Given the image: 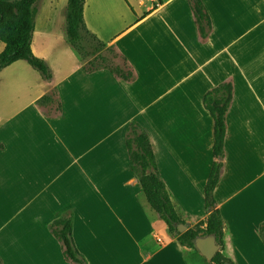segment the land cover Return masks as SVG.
I'll return each mask as SVG.
<instances>
[{
	"label": "crops",
	"instance_id": "0c3cea01",
	"mask_svg": "<svg viewBox=\"0 0 264 264\" xmlns=\"http://www.w3.org/2000/svg\"><path fill=\"white\" fill-rule=\"evenodd\" d=\"M202 1L213 24L207 42L199 37L188 0H159L158 5L151 0H86L85 30L100 37V32L109 33L99 40L128 60L138 73L137 81L124 82L107 70L86 73L72 48L68 53L78 65L58 83L53 76L43 79L46 90L58 89L65 102L70 99L80 130L91 134L96 113H104L106 144L100 157L105 159V180L96 185L90 178L87 200H75L81 197L78 193L70 205L75 212L74 239L88 264H158L160 257L165 261L171 254L165 250L169 245L176 253L173 264H189L187 248L146 209L141 185L129 168L126 131L138 122L148 132L161 178L192 228L208 217L204 190L214 161V122L203 99L228 81L233 83L234 99L227 116L224 174L215 190L224 219L222 253L235 264H264L258 233L264 222V0ZM60 2L67 12L68 0L42 4L50 29ZM60 21L67 35L66 13ZM35 44L34 35L32 50L46 60ZM32 104L29 121L46 127L73 122L67 115L47 119ZM14 129L10 135L19 130ZM9 142L0 148V156L10 151ZM92 150L96 152V142L78 151L79 170L80 160L86 161ZM96 157L97 153L94 162ZM27 166L38 168L32 162ZM58 199H45V208L30 216L36 219L38 213L49 225L67 210ZM23 234L0 236L4 264H69L49 231ZM160 236L162 244L156 240ZM31 238L39 243H27Z\"/></svg>",
	"mask_w": 264,
	"mask_h": 264
},
{
	"label": "rangeland",
	"instance_id": "374dc122",
	"mask_svg": "<svg viewBox=\"0 0 264 264\" xmlns=\"http://www.w3.org/2000/svg\"><path fill=\"white\" fill-rule=\"evenodd\" d=\"M42 4H44V0H38L36 5L38 12L35 19L37 24L34 33L35 48L45 55V61L50 68L54 81L58 83L78 65L77 58L72 57L68 53V49L72 48L78 57L80 53L68 41L64 24H60L62 15L66 13L65 6H61L63 3L60 2L57 7L58 13L52 29L48 28L45 22L49 17H47L48 12L45 11ZM93 34L98 40L107 39L110 35L109 33L100 32L101 38L98 34ZM84 36L89 40V36L86 33ZM101 45V55L106 59L108 65L111 67L124 65L123 59L116 50ZM3 50L4 44L0 42V53ZM79 58L80 64L86 68L103 65L101 61L92 65L90 62L94 61H90L84 55H80ZM46 89V83H43L41 74L27 62L21 61L13 64L3 69L0 73L1 150L5 148L3 144L10 141L8 143L10 151L6 155L0 156L1 238L9 234H22L24 236L25 234L23 233L48 232V225L45 223L46 218L44 216L41 218V215L37 213V218L34 219L30 216L31 211L40 212L42 208H45V199L50 196L54 197V195L59 197V203H63L60 206L61 209L66 208V211H74L73 206H70L71 202H73L71 199L76 198L79 193L80 199L76 198L75 200L84 203L87 200L89 184L99 185L105 180L103 177L105 175L102 173L105 159L104 156L100 157V155L104 154L106 144L104 141L105 132L102 127L104 113L100 111L96 113L95 125L91 127V134L88 130L82 128L80 130L78 124L73 121L78 118V115L74 113L70 99L65 102L58 89H50V91ZM43 96H46L47 99L41 105H38L37 100ZM32 101V107L43 117H45V114L49 117H55V119H65L67 115L66 119L73 122L58 125L57 127H46L36 121H29L31 119L29 117L31 110H33L29 108ZM66 103L68 104L67 112L65 111ZM85 115L88 116L87 113ZM31 123L35 125L31 126ZM14 127H18L19 130L14 132V135H10L12 133L9 134V132L14 131ZM10 128L12 130H9ZM29 139L31 141L34 140V142H30ZM95 142L96 152L92 150L90 156H85L84 159L87 162L80 160L79 170L78 160L76 159L78 151L83 153L87 147H94ZM95 153H97V157L94 162ZM30 162L36 163L38 168H28L27 165ZM90 178L92 183H90ZM145 205L150 214L156 220H160L157 214L152 211L146 199ZM61 215L63 214H59L56 217ZM184 226L188 230L189 226L186 223ZM178 233L181 232L178 231ZM170 236L174 237L173 235ZM157 238L162 239L163 243L164 240L161 236ZM1 243L6 244L3 240ZM27 243L37 245L39 240L31 238ZM171 246L169 245L165 249L171 252L169 257L165 261H163V257V259L160 257L162 261L158 264H173L171 261L176 260V253L172 251ZM220 251L222 252L223 250L220 248ZM184 256L189 264H213L212 261L202 256L196 247L184 250Z\"/></svg>",
	"mask_w": 264,
	"mask_h": 264
},
{
	"label": "trees",
	"instance_id": "16d2710c",
	"mask_svg": "<svg viewBox=\"0 0 264 264\" xmlns=\"http://www.w3.org/2000/svg\"><path fill=\"white\" fill-rule=\"evenodd\" d=\"M38 0H0V42L4 50L0 53V73L19 61L27 62L38 71L46 81L52 74L46 61L37 57L32 50V42L36 28ZM127 2V0H125ZM86 0H68L66 23L67 37L70 44L80 53L87 56L90 62H103L102 66H93L83 70L93 73L107 70L124 82H135L138 73L128 60L120 55L123 66L111 67L101 55L102 44L94 34L85 30L84 6ZM194 15L198 34L202 42H207L213 31L211 17L202 0H188ZM128 3V2H127ZM89 36V40L84 34ZM96 43V45H94ZM99 44V45H98ZM104 47L106 45L102 44ZM101 45V46H102ZM109 49H114L113 47ZM47 98L43 96L37 101L41 105ZM234 99V86L231 81L224 82L209 90L203 99L205 109L214 122V143L211 172L208 177L204 202L208 217L186 232L178 233L179 226L185 225L180 209L166 183L161 178L156 156L148 132L138 122L129 124L126 131V148L129 157L130 171L138 179L146 201L167 227L168 233L176 238L183 248H195V241L200 237L214 236L217 244L224 249V219L218 207L215 190L220 183L225 169V142L228 132L227 116ZM48 119H55L44 114ZM75 212L68 210L54 219L47 226L48 231L60 244L63 257L69 264H88L86 257L80 252L74 239ZM259 236L264 244V222L259 227ZM213 264H235L220 251L212 260ZM0 264H4L0 257Z\"/></svg>",
	"mask_w": 264,
	"mask_h": 264
},
{
	"label": "water",
	"instance_id": "95a60500",
	"mask_svg": "<svg viewBox=\"0 0 264 264\" xmlns=\"http://www.w3.org/2000/svg\"><path fill=\"white\" fill-rule=\"evenodd\" d=\"M186 231V226H179V232L183 234ZM195 246L201 255L207 258L209 261H212L213 258L220 252V246L217 244L214 236L200 237L196 239Z\"/></svg>",
	"mask_w": 264,
	"mask_h": 264
},
{
	"label": "built area",
	"instance_id": "2783aa9c",
	"mask_svg": "<svg viewBox=\"0 0 264 264\" xmlns=\"http://www.w3.org/2000/svg\"><path fill=\"white\" fill-rule=\"evenodd\" d=\"M151 2L157 3V5L159 4V0H151ZM157 241L162 244V239L157 238Z\"/></svg>",
	"mask_w": 264,
	"mask_h": 264
}]
</instances>
